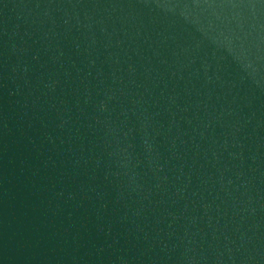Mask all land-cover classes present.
<instances>
[{
    "label": "water",
    "instance_id": "water-1",
    "mask_svg": "<svg viewBox=\"0 0 264 264\" xmlns=\"http://www.w3.org/2000/svg\"><path fill=\"white\" fill-rule=\"evenodd\" d=\"M0 264H264V0H0Z\"/></svg>",
    "mask_w": 264,
    "mask_h": 264
}]
</instances>
